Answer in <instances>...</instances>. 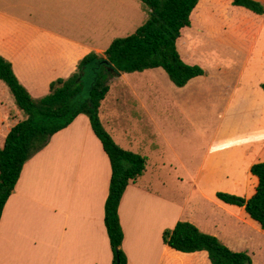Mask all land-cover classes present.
<instances>
[{"label": "rangeland", "instance_id": "1", "mask_svg": "<svg viewBox=\"0 0 264 264\" xmlns=\"http://www.w3.org/2000/svg\"><path fill=\"white\" fill-rule=\"evenodd\" d=\"M201 2L178 49L206 73L179 87L163 68L122 72L109 79L111 91L100 117L105 122L118 115L142 130L134 134L123 122H105L122 147L152 158L140 178L160 200L144 203L146 213L172 226L176 219L189 221L234 251L250 249L254 264H264V231L243 218L242 208L216 196L225 191L250 198L258 187L251 167L264 161V17L237 9L230 0ZM7 13L36 23L54 38L90 35L106 61L112 42L134 33L149 17L142 0H27ZM0 112L12 124L25 117L5 86L0 87ZM84 121L75 130L89 143ZM1 124L0 118V144L7 132ZM251 176L258 180L254 188ZM184 201L186 210H181ZM150 249L144 257H153ZM202 252L207 257L170 250L163 264H213Z\"/></svg>", "mask_w": 264, "mask_h": 264}, {"label": "crops", "instance_id": "2", "mask_svg": "<svg viewBox=\"0 0 264 264\" xmlns=\"http://www.w3.org/2000/svg\"><path fill=\"white\" fill-rule=\"evenodd\" d=\"M22 1L27 0H0V54L12 62L20 82L39 98L50 92L54 80L78 72L81 60L95 52L99 43L85 33V36L70 33L54 38L36 23L7 13ZM257 1L264 3V0ZM235 7L255 17H264L244 7ZM91 31L93 35L94 29ZM3 86L8 88L0 81V87ZM85 116H78L68 128L55 134L49 145L26 163L0 221V264H113L114 253L105 224L112 164L101 140L89 128L90 119ZM0 118L3 130L7 131L1 134L2 146L13 124L1 112ZM155 119L153 116V126ZM80 120L87 123L89 143L75 130ZM104 120L115 125L126 124L118 115ZM129 124L126 125L134 134L142 131ZM151 159L147 158V163ZM147 170L148 167L145 172ZM140 177L128 186L119 209L128 264H163L170 250L188 258L207 257L206 252L185 253L171 248L164 240L162 243L164 231L172 225L168 221L161 222L159 215L155 222L150 212L144 211V203L153 204L160 198ZM47 181L53 187L47 188ZM185 204L179 205L181 210H186ZM177 222L178 219L172 227ZM146 248L149 254L150 248L153 249V257L149 254L144 257ZM247 251L250 254V249Z\"/></svg>", "mask_w": 264, "mask_h": 264}, {"label": "trees", "instance_id": "3", "mask_svg": "<svg viewBox=\"0 0 264 264\" xmlns=\"http://www.w3.org/2000/svg\"><path fill=\"white\" fill-rule=\"evenodd\" d=\"M232 2L264 15V3L260 1ZM142 3L148 9V19L134 33L112 42L107 50V61L96 52L88 54L81 60L78 72L54 80L50 92L43 97H34L20 82L12 62L0 55V81L8 86L25 114L12 125L0 146V221L26 163L45 149L55 134L85 114L112 164L105 224L114 253L113 264H128L119 209L128 186L143 175L148 163L145 156L118 144L100 117L102 104L111 91L109 79L122 72L163 68L175 85L184 87L206 73L203 66L182 58L178 49L185 31L193 26V14L200 0H142ZM261 86L264 89V83ZM251 173L259 183L251 176L253 188L256 183L258 187L250 198L225 191H218L216 196L227 205L242 208L243 218L264 230V161L252 165ZM163 239L177 251L205 250L213 264H253L248 251L230 249L217 236L201 231L189 221L180 220L174 229H166Z\"/></svg>", "mask_w": 264, "mask_h": 264}]
</instances>
